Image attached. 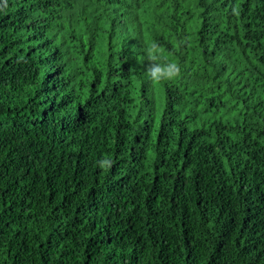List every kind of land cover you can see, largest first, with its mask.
I'll use <instances>...</instances> for the list:
<instances>
[{
	"label": "trees",
	"instance_id": "16d2710c",
	"mask_svg": "<svg viewBox=\"0 0 264 264\" xmlns=\"http://www.w3.org/2000/svg\"><path fill=\"white\" fill-rule=\"evenodd\" d=\"M0 264H264V0H0Z\"/></svg>",
	"mask_w": 264,
	"mask_h": 264
}]
</instances>
